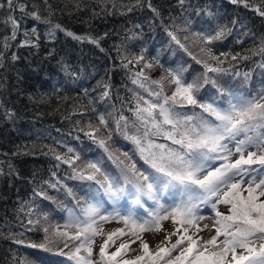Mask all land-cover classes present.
<instances>
[{
  "label": "snow or ice",
  "instance_id": "1",
  "mask_svg": "<svg viewBox=\"0 0 264 264\" xmlns=\"http://www.w3.org/2000/svg\"><path fill=\"white\" fill-rule=\"evenodd\" d=\"M5 3L10 11L18 8L36 21L51 23V12L44 17L38 9L28 12L27 5L17 4L16 0H5ZM5 3H0V8H4ZM184 3L185 0H179L181 7ZM230 3L264 18V0H230ZM44 4L46 10L51 8L47 0ZM76 7L79 9V4ZM148 7L159 16L151 3ZM127 11L133 8L128 7ZM206 15L218 19L211 11ZM4 23L11 25V37L6 40H15L21 27L18 19L8 15ZM237 25L240 21L234 19L227 24H216L210 32L192 33L199 56L181 42L176 31L166 29L170 40L203 67V72L190 80L185 77L187 69L184 67L165 68L155 57L146 60V50L131 59L122 57L124 68L143 65L131 76V83L138 89L133 91L129 102L133 105L128 108L132 119L123 112L114 118L115 131L134 146L133 151L117 152L110 148L113 130L103 113L98 115L97 125L89 123V130L79 128L78 131L103 150L107 160L118 170L116 175L106 169L103 159L87 160L78 166L81 156L74 148L68 147L67 154H61L49 147L43 155H51L59 162L56 167L67 165L72 170L71 179L91 183L87 198H82V206L77 202L79 211L67 209L63 227L59 224L43 227L44 242L28 243L27 247L67 257L74 264H264V87L246 92L220 85L219 78L228 72L222 66L226 61H247L251 56L224 52L217 55L212 47ZM55 29L97 46L102 39L75 35L60 24L54 25L52 31ZM178 31L187 32L188 27ZM31 33L30 37L27 30L23 32L25 39L21 46H38L35 27ZM250 51L252 55L264 56V40ZM16 59L18 57L13 55L12 60ZM156 67L161 68L163 74L152 79L145 70ZM260 67L264 68V63ZM234 75L239 77L241 73L234 72ZM243 78L249 80L250 73H243ZM207 85L215 89L216 95L205 99L201 92ZM98 86L104 89L102 97L110 96L109 83L98 82ZM102 129L106 132L104 136L100 135ZM52 175L55 177L56 173ZM45 183L53 189L61 184L67 195H73V190L59 180ZM35 195L51 199L44 191ZM165 196L173 198L174 202L165 205L162 202ZM125 198L141 207L147 198L156 207L148 213V218H139L131 208L120 210V202ZM106 202L112 205L111 211L106 208ZM201 205L209 206L214 214L210 225L198 223L208 219L199 214ZM34 211L36 209L28 208L29 213ZM43 219H47V213H43ZM112 221L122 223L123 227L106 231L104 225ZM164 221H171V228L166 229ZM28 224L39 225L40 219H29ZM205 230L209 233L207 238L201 235ZM145 233L162 237L154 250H150ZM97 237L102 242L97 243ZM15 242L25 243L24 240ZM137 243L141 254L125 258L129 252L136 251L131 245ZM110 248L114 250L109 251ZM94 251H98L95 258ZM21 264L43 262L37 259Z\"/></svg>",
  "mask_w": 264,
  "mask_h": 264
},
{
  "label": "trees",
  "instance_id": "2",
  "mask_svg": "<svg viewBox=\"0 0 264 264\" xmlns=\"http://www.w3.org/2000/svg\"><path fill=\"white\" fill-rule=\"evenodd\" d=\"M16 3L26 4L28 12L38 9L44 17L49 12L52 15L51 23L45 24L22 14L18 8L10 11L6 3L0 8V53L3 54L0 59V264L37 259L43 264H74L67 257L27 247L28 243L44 242L43 227L63 225L67 209L79 211L77 202L82 206V198H87L91 183L71 179L69 166L56 167L59 162L43 153L53 147L58 153L67 154V148L72 147L81 156L78 166L87 160L103 159L106 169L117 174L103 150L78 129L87 131L89 123L97 125L98 115L103 113L113 130L110 148L117 152L133 151L134 146L115 131L114 118L123 112L132 119L128 108L133 105L129 102L133 91L138 89L131 83V76L143 65L124 68L122 57L131 59L146 50V60L155 57L165 68L184 67L189 80L203 72L201 65L170 40L166 29L176 31L181 42L199 56L192 33H207L218 23L239 20L243 27L237 25L223 40L215 41L213 51L217 55L221 52L250 55L251 59L226 61L222 66L228 72L218 82L233 91L256 92L264 87V68L260 67L264 56L252 55L250 50L257 49L264 40V18L243 6L232 5L230 0H185L183 7L179 0H139V5L137 0H47L51 5L48 10L44 0H16ZM149 3L159 16L148 7ZM128 7L133 11L128 12ZM207 11L218 19L208 17ZM8 15L16 17L21 25L15 40H6L11 37V25L4 23ZM56 24L78 36L102 39L99 46L88 40L78 41L60 29L52 31ZM185 26L187 32L178 31ZM33 27L39 36L35 41L38 46H21L25 39L23 32L27 30L31 37ZM13 55L18 59L12 60ZM145 72L152 79L163 74L159 67ZM234 72L241 76H235ZM245 72L250 73L247 81L243 78ZM98 82L111 85L109 97H102L104 89ZM139 91L144 94L143 90ZM214 95L211 85L201 92L205 99ZM100 135L106 132L102 129ZM77 136L80 138L76 139ZM21 151L34 154H17ZM57 180L71 188L73 195H67L61 184L53 189L45 183ZM39 191L51 199L35 195ZM29 207L36 211L29 213ZM43 213H47L46 220ZM29 219H40V224L29 225ZM16 240L25 243L17 244Z\"/></svg>",
  "mask_w": 264,
  "mask_h": 264
},
{
  "label": "rangeland",
  "instance_id": "3",
  "mask_svg": "<svg viewBox=\"0 0 264 264\" xmlns=\"http://www.w3.org/2000/svg\"><path fill=\"white\" fill-rule=\"evenodd\" d=\"M216 163H219V162H216ZM150 201V203L148 202ZM162 202L165 204V205H169V204H172L174 202V199L173 198H169V200H165L163 198ZM156 205L151 201V200H145V203L143 204V207L139 206V205H132L131 202H129V205L128 207H126L122 200L120 202V205H119V208L121 211H127L129 208H131L134 212V214L139 217V218H148V213L153 211L155 209ZM109 211L112 210V208L108 209ZM140 210L142 212H140ZM223 210V209H221ZM136 211V212H135ZM199 214L200 215H203L205 216L206 218L208 219H205L204 221H199L198 223L200 224H204V223H208L209 225L211 224V217L214 215L212 212H211V209L209 206L207 205H201L200 209H199ZM164 227L166 224H168L169 228H171V221H164ZM64 225V223H63ZM63 225H61V227H63ZM106 231L107 230H111L112 228H116V227H123V224L120 223V222H116V221H112L108 224H105L104 225ZM166 228V227H165ZM69 231H72L71 229H69ZM194 231V230H193ZM151 233H145L144 236L145 238L148 240L149 242V246H150V250H154L155 249V244L157 243V239H155L154 237L150 236ZM208 230H205L203 233H201V235H203L205 238L208 237ZM123 239V238H122ZM176 239V237L173 238V241ZM102 242L101 241V238L100 237H97V243H100ZM131 247L133 249H135L136 251L133 253V252H129L125 258H131L133 255L135 254H141L140 253V250H139V245L138 243L137 244H133L131 245ZM114 250V248H110L109 251H112ZM98 255V251H94V258L95 256Z\"/></svg>",
  "mask_w": 264,
  "mask_h": 264
},
{
  "label": "bare ground",
  "instance_id": "4",
  "mask_svg": "<svg viewBox=\"0 0 264 264\" xmlns=\"http://www.w3.org/2000/svg\"><path fill=\"white\" fill-rule=\"evenodd\" d=\"M166 229L169 228L168 224L165 225ZM150 236L154 237L155 239H157V243L159 242V240L162 238L160 235L157 234H150Z\"/></svg>",
  "mask_w": 264,
  "mask_h": 264
}]
</instances>
